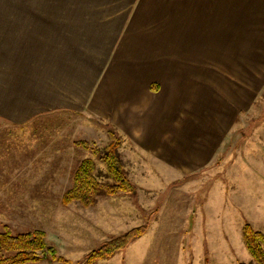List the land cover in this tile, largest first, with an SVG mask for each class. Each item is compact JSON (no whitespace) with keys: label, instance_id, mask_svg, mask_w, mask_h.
<instances>
[{"label":"rangeland","instance_id":"374dc122","mask_svg":"<svg viewBox=\"0 0 264 264\" xmlns=\"http://www.w3.org/2000/svg\"><path fill=\"white\" fill-rule=\"evenodd\" d=\"M228 36L227 49L220 50L224 55L213 53L218 56L212 58L224 60L213 65L221 72L206 86L223 95L196 94L189 112L181 103L179 130L182 136L190 133L189 141L169 131L164 136L168 144L149 143L116 126L119 154L137 191L98 196L92 209L109 237L148 218L135 246L141 248L134 251L136 263L202 264L206 256L209 264H254L242 243L240 224L251 216L255 200L264 201V159H257L258 152L264 156V21L243 35ZM109 124L99 117L61 112L34 117L25 125H0V226L6 224L15 233L42 230L58 255L81 264L84 254H70L69 242L91 249L104 236H94L87 245L79 241L75 223L87 207L76 201L64 205L61 196L82 159L93 158L102 173L98 158L75 141L101 149ZM132 130L138 133L140 128ZM42 259L40 264L62 263L47 253Z\"/></svg>","mask_w":264,"mask_h":264},{"label":"crops","instance_id":"0c3cea01","mask_svg":"<svg viewBox=\"0 0 264 264\" xmlns=\"http://www.w3.org/2000/svg\"><path fill=\"white\" fill-rule=\"evenodd\" d=\"M261 21L264 0H0V125L83 113L168 144L165 133L182 136L181 106L189 112L196 94L223 95L207 87L221 72L213 65L224 60L212 58L227 49L228 32L243 35ZM188 134L182 137L189 141ZM94 206L81 209L75 223L86 245L109 237L95 222ZM252 209L246 221L264 230V201ZM141 237L93 264H140L134 251ZM69 245L79 257L90 250Z\"/></svg>","mask_w":264,"mask_h":264},{"label":"trees","instance_id":"16d2710c","mask_svg":"<svg viewBox=\"0 0 264 264\" xmlns=\"http://www.w3.org/2000/svg\"><path fill=\"white\" fill-rule=\"evenodd\" d=\"M107 135L108 141L101 149L85 140L75 141V144L90 150L98 158L103 164V171L102 173L98 172L93 158L82 159L72 173L69 188L61 196L62 204L66 205L76 201L83 207H89L94 205L97 197L101 195H134L136 193L137 187L129 178L119 154L121 138L118 128L114 124H109ZM148 225L147 218L140 225L110 236L98 246L88 250L79 262L93 264L99 260L110 258L114 253L125 249L131 241L144 234ZM241 239L251 262L264 264V230L254 228L245 220L241 226ZM9 251L13 253H5ZM46 253L58 262L72 263L71 260L58 255L55 248L48 245L44 231L35 229L15 233L6 224L0 226V264L37 262ZM202 264H209L206 256L203 258ZM237 264L246 263L239 260Z\"/></svg>","mask_w":264,"mask_h":264}]
</instances>
